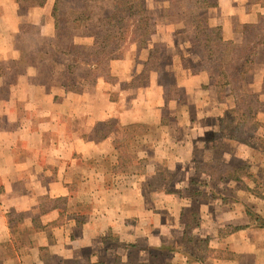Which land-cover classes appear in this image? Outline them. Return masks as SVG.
I'll list each match as a JSON object with an SVG mask.
<instances>
[{
	"label": "crops",
	"instance_id": "crops-1",
	"mask_svg": "<svg viewBox=\"0 0 264 264\" xmlns=\"http://www.w3.org/2000/svg\"><path fill=\"white\" fill-rule=\"evenodd\" d=\"M68 1L89 7L88 0ZM100 1L110 13V0ZM205 1L198 12L220 26L224 40L240 41L241 26L264 15V0ZM169 2L143 0L151 42H131L109 60V79L70 89L62 76H38L41 67L61 69V62L36 58L52 44L56 0L26 6L0 0V65L25 60L8 87L0 74V88L9 90L0 99V116L6 114L0 120V264H264V227L257 220L264 219V137L249 143L224 137L231 105L189 39L184 0H177L178 12L165 10ZM23 22L32 29L20 31ZM17 35L28 41L26 57ZM92 40L93 34L77 33L69 45L82 49ZM150 48L158 56L144 76ZM251 59L245 83L261 100L264 42ZM140 77L143 84L113 83ZM256 118L264 124V104ZM224 139L231 152L208 159L207 150L221 148ZM212 161L260 170L232 180L209 170ZM189 214L198 219L195 242L203 245L182 255Z\"/></svg>",
	"mask_w": 264,
	"mask_h": 264
},
{
	"label": "trees",
	"instance_id": "trees-1",
	"mask_svg": "<svg viewBox=\"0 0 264 264\" xmlns=\"http://www.w3.org/2000/svg\"><path fill=\"white\" fill-rule=\"evenodd\" d=\"M88 1L93 2L95 6L89 10L69 12L67 21L71 22L74 28H79L83 22L96 18L93 40L91 44L85 45L82 50L85 54L80 56L81 60L91 67L93 79H96L100 76L104 77L108 61L119 58L128 42L137 41L146 45L152 30L143 0H112V10L108 14L100 13V8L98 4L96 5L98 0ZM185 2L186 14L191 20L193 34L201 41L203 56L214 58L210 63L211 81L215 86H227V98L233 101L227 111L236 112L233 119L231 118L234 129L223 132L224 137L249 143L256 126L261 125L256 119V111L261 103L257 94L247 91L245 75L253 69L252 54L255 53L257 46L264 42V15H259L255 23L243 24L241 40L234 42L224 40L221 37L220 26L209 25L206 17L196 13L198 8L207 4L205 0ZM54 9L56 8L53 7L52 12L55 15ZM71 52L75 53V51ZM157 52L156 48L149 49L143 74H147L150 67L155 64ZM207 166L209 170L221 173L232 180H239L240 176L248 175L245 163L233 166L221 161H212ZM252 216L257 215L252 213ZM257 220L258 225L264 227V219L257 216ZM226 230L229 232L234 228L227 227Z\"/></svg>",
	"mask_w": 264,
	"mask_h": 264
},
{
	"label": "rangeland",
	"instance_id": "rangeland-1",
	"mask_svg": "<svg viewBox=\"0 0 264 264\" xmlns=\"http://www.w3.org/2000/svg\"><path fill=\"white\" fill-rule=\"evenodd\" d=\"M31 1L33 0H19V3L21 4V6H26L31 4ZM169 6H167V8H165V10H167V12H178L180 10L179 6L177 5V0H169ZM186 0H184V3ZM89 2V7L87 8H77V3H74L73 1H68V0H56V3L54 5V13L51 12V16L54 19V25H55V32L53 35V38H51V46L49 48L43 47L42 49H39L38 51V55L36 56V58L40 57L43 59H48L49 61H53V62H61V69L59 71L56 70L54 73L53 70L48 69V67L46 69H44V67H41V69L39 70V75L41 76V74L44 72L45 77L43 80H45V78L47 76H49L50 73L57 75V77L62 76V80L65 82V84L67 85V87H69L70 89H77V88H82L84 85L87 84H91L92 82H94L96 79H93V72H91V67L89 65H87L86 63H84L81 60V55H84L85 53L82 51V49L80 48H76L73 49L72 47H70L69 44H71V42L73 43V36H75V34L77 33H84V34H94L96 32V18H94L93 20H88L83 22L79 28H74L71 24V22L67 21L68 19V15L69 12L72 11H80V10H89L92 9L95 4L91 1ZM98 4V7L100 8V13H105V10L103 8L102 2L100 0L97 1L96 5ZM110 4V11L112 10V0H110L109 2ZM176 5V6H175ZM196 13L199 16L200 13L198 12V9L196 11ZM98 14V12L96 13ZM191 22V20H190ZM150 23V21H149ZM151 26V30L153 29V25L150 23ZM31 30L32 26L31 23L29 22H23L21 24H19V30L20 31H24V30ZM16 36V35H15ZM77 36V35H76ZM15 38V37H14ZM150 36H148L147 38V43L151 42L150 41ZM189 39L191 40L192 43H194L195 47H196V53L199 57V59H202V63H204L205 67L208 68L209 72H212L211 67H210V63H212L214 61V58L211 57H207V56H203V49L201 46V41L200 38H198L197 36H195L194 34L190 33L189 35ZM22 43V46H24L25 43H28V41H24V38H18L17 35V39ZM40 41V40H39ZM134 42V41H132ZM137 42V41H135ZM131 42H128L126 44V46L124 47V49L128 46V44ZM123 49V50H124ZM23 53L21 54V57H26L27 56V51H25V46L24 48H22ZM122 50V52H123ZM71 51H75V53L71 52ZM158 51V50H157ZM26 54V55H25ZM122 55V53H121ZM158 56V52L156 53V57ZM20 58V57H19ZM19 58L13 57V58H9L6 62L5 60L1 63L0 65V74H1V78H2V83H4L6 86L9 84H12L13 82H15V79L24 71V61L21 62L20 60H18ZM33 59V58H31ZM75 60L76 62L71 63V62H66V61H71V60ZM36 67V65H35ZM151 68V67H150ZM55 69V68H54ZM91 72V73H90ZM74 73V74H73ZM144 76L146 75L145 73L143 74ZM105 78L109 79L108 73L106 71V73L104 74ZM37 79L41 80L40 78L37 77ZM42 80V81H43ZM111 80V78H110ZM10 81H12L10 83ZM112 81V80H111ZM145 82V79L143 77L137 78L133 81H131L130 83H124V82H117V81H113V83H116V85L118 87H123V86H134L136 84H143ZM8 87V86H7ZM8 88H6V90H2L0 88V99L6 98L8 91ZM217 91L219 92V96L220 97H225V100L227 102V105L233 104V101L231 100V98H227L228 96V87L227 86H217ZM259 103L264 104V98H262L261 100H259ZM261 106V105H260ZM234 115H236V112H231L229 113L227 111V113L225 114V121L223 122V128L226 129L227 131H232L229 130L231 128V125L233 126V117ZM232 118V119H231ZM3 119V120H2ZM257 119V118H256ZM0 120L3 123L4 120H6V114L1 115L0 116ZM261 123V122H260ZM263 124V123H261ZM255 133L252 134L253 136L259 135V137H264V124L263 125H257L256 129L254 130ZM249 136V135H248ZM207 137H209L212 141H214V143H216L217 138L218 137H212L210 135H208ZM251 138V141H254L255 138ZM222 145L221 148H209L207 150L206 156L208 157V159H221L222 157H224V153H229V151L231 152V150L233 149L232 146H230L227 141L224 139V141H221L220 143ZM259 146H262L261 143ZM214 147V146H213ZM261 151H263V148L260 147L259 150H257V152L259 153V155H261ZM243 155H247L248 152H245L244 150L242 151ZM241 153V152H239ZM257 155V156H259ZM231 157V156H230ZM248 159V158H247ZM234 162L232 159H227V162ZM237 162V161H236ZM235 163V162H234ZM246 166V171H255V170H260V166H256L253 165L251 163H245ZM260 183H257L256 186L258 187H262ZM16 215V214H15ZM17 216V215H16ZM188 218V223L185 226V233L183 234L182 240L183 242H181L180 248L182 249V251H180V254L184 255L185 251L190 249L193 250L194 248H198L200 249L203 245V243L201 242H195V233H194V228H195V223L198 222V219L195 218L192 214L187 215ZM187 238H192L191 241H187Z\"/></svg>",
	"mask_w": 264,
	"mask_h": 264
}]
</instances>
